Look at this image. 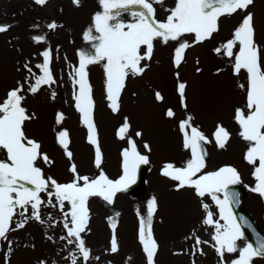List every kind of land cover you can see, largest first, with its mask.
Segmentation results:
<instances>
[{
  "label": "snow or ice",
  "instance_id": "snow-or-ice-1",
  "mask_svg": "<svg viewBox=\"0 0 264 264\" xmlns=\"http://www.w3.org/2000/svg\"><path fill=\"white\" fill-rule=\"evenodd\" d=\"M71 2L75 7L82 4V0ZM98 2L102 11L94 14L92 27L83 35L85 42L90 44V50L77 52L78 62L72 66L69 79L73 85L74 108L87 129V143L94 148V167L99 170V174L90 177L78 172L73 153L69 150V133L65 129L58 132L57 143L71 162L69 171L73 178L70 182L60 183L52 176H46L40 165L52 167L54 161L42 151L39 141L26 134V122L36 117L34 113L29 114L28 109L23 106L27 98L25 93L36 95L42 88L52 89L53 85L58 84L53 70L51 48L42 51L40 55L43 62L34 65L39 70V75L33 71V66H29L28 62L24 63L22 68L28 75L22 82L17 81V86L0 100V153L4 156L0 159V243L7 244L4 264H10L13 251L14 241L9 238V234L24 229L30 221L49 229L62 227L64 234L58 240L75 249L64 257L70 264H89L90 259L99 261L100 257H92L91 249L86 245L85 237L91 231L89 201L100 198L107 206H112L118 193L126 192L136 183L141 166L151 163L150 156L141 153L137 144V139L142 138L143 133L136 131L135 139L130 136L131 123L125 116L117 132L118 139L127 144L121 152L122 174L113 180L103 171L89 66L103 67L107 106L113 114H117L121 111V96L129 78L143 77L151 67L156 42L165 46L174 42L172 65L179 70L187 62L188 49L211 40L220 31L221 17L230 18L234 14H240L242 19L233 30L232 38L213 51L231 61L234 76L239 77L242 71L246 73L247 86L238 85L245 90L246 103L244 107L235 109L233 120L239 126V137L249 145L245 161L254 167L256 183L249 187V191L264 200V48L256 40L254 13L250 11L255 0H175L172 8H166L164 0ZM33 3L45 7L49 0H33ZM154 5H159L168 13L164 20L156 19L157 8ZM122 13L129 14L131 22H125L121 18ZM11 27L12 25H0V34L8 32ZM62 27L56 21L47 25L52 32ZM187 36H191L192 40L186 39ZM32 39L36 44L45 43V36L42 35ZM196 63H199L198 59ZM201 71V68H196L197 73ZM216 74H219V70ZM175 78L179 105L185 112L184 118L177 121V127L182 136L183 148L190 155L183 167L173 162H164L160 175L175 182L176 191L187 189L193 193L204 213L202 225L214 230L209 233L210 240H202L195 230L185 238L194 240L190 255H205L201 246L209 245L214 248L220 264H229L226 254H238L230 260V264H253L254 258L264 259V239L258 240L256 246L247 242L242 228L251 229V225L243 217L239 218L244 221L243 225L239 223L231 208L232 203L238 199V194L230 193L229 187L241 183L239 171L230 165L211 172L204 171L206 157L209 155L205 145L214 141L217 149L225 150L232 134L218 123L210 140L193 123L195 116L188 112V85L181 80L180 71L175 72ZM56 95L53 89L50 99L55 100ZM154 99L164 102L165 97L160 91H155ZM164 114L170 120L177 118L172 108H168ZM63 120V113H57V124ZM143 148L145 153L152 152L151 145L146 141L143 142ZM220 194H223V199ZM206 197L218 209V219L214 218L215 213L210 210L211 205L205 200ZM157 208V199L153 197L148 202L146 218L141 217L139 221L138 239L146 264H156L159 252V243L153 234ZM43 209L50 211L44 213ZM51 210L59 212L60 218L57 219ZM119 215V212L115 213L116 217ZM108 221L112 231L108 251L116 254L119 251L117 222L113 217H109ZM45 237L52 243H57L52 235L45 233ZM241 240L245 241L243 245L238 243ZM38 264H47V261L40 260ZM52 264H57V261L53 260ZM191 264H196L195 260Z\"/></svg>",
  "mask_w": 264,
  "mask_h": 264
},
{
  "label": "rangeland",
  "instance_id": "rangeland-1",
  "mask_svg": "<svg viewBox=\"0 0 264 264\" xmlns=\"http://www.w3.org/2000/svg\"><path fill=\"white\" fill-rule=\"evenodd\" d=\"M174 4V0H164L166 8H172ZM154 6L157 8L156 19L164 20L168 13L159 5ZM98 11H102L98 0H82L80 7H75L71 0H49L45 7L35 5L33 0L0 1V25H12L8 32L0 34V100L17 86V81L22 82L28 75L22 68L24 63L28 62L39 75L34 65L43 62L40 53L46 48L53 50V70L58 84L53 85L52 89L42 88L36 95L25 93L27 98L23 106L36 117L26 122L27 136L39 141L42 151L54 161L52 167L40 166L44 168L46 176L50 175L60 183L70 182L73 178L69 171L71 162L57 143L58 132L65 129L69 133V150L73 153L78 172L90 177L99 174V170L94 167V148L87 143V129L74 108L73 85L69 79L72 66L78 62L77 52L90 50V44L85 42L83 35L92 27L93 16ZM250 11L254 13L256 40L264 48V0H255ZM121 18L125 22H131L132 19L127 13H122ZM241 19L240 14L230 18L221 17L220 31L211 40L188 49L187 62L179 70L172 65L174 42L167 46L156 42L151 67L143 77L129 78L121 96V111L117 114H113L107 106L103 67L89 66L103 171L113 180L122 174L121 152L127 144L118 139L117 132L125 116L131 123L130 136L135 139L136 131L143 133L142 138L137 139V144L141 153L148 154L151 160L149 165L142 166L140 187L135 193H118L112 206H107L100 198L89 201L91 231L85 237L86 245L91 249L92 257H100L99 261L90 259L89 264H146L138 239L139 221L141 217L146 218L147 205L153 197L158 202L153 221L154 238L159 243L156 264H191L192 260L196 264H220L214 248L209 245L201 246L205 255H190L194 240L185 238L195 230L202 240H210L209 233L214 230L202 225L204 213L193 193L187 189L176 191L175 182L160 175L164 162L183 167L190 155L183 148L182 136L177 127V121L184 118L185 112L179 105L176 93V71H180L181 80L188 85V112L195 116L193 123L210 140L218 123L232 134L225 150L217 149L214 141L207 144L209 159L204 171H215L225 165L234 166L239 171L241 183L238 185L246 192L244 210L264 232V200L249 191V187L256 183L254 167L245 161L249 145L239 137V126L233 120L235 109L244 107L246 103L245 90L238 87L239 84L247 86L246 73L242 71L239 77L234 76L231 61L213 51L232 38L233 30ZM52 21L63 27L55 32L50 31L47 25ZM40 35L45 36V43H34L32 38ZM185 38L192 40L191 36ZM197 67L202 71L197 73ZM18 68L21 70L17 71ZM53 89L57 93L55 100L50 99ZM155 91L162 93L164 102L154 99ZM168 108L176 112V120L165 116ZM57 113L64 115L60 124L56 122ZM145 141L151 145V153H145ZM3 158V153H0V159ZM205 200L210 203L214 218L218 219L215 204L207 197ZM48 211L50 209H43L44 213ZM51 211L57 219L60 218L59 212ZM116 212L120 214L118 217L115 216ZM109 217L117 222L119 251L116 254L108 251L112 235ZM45 233L57 239V243L47 240ZM63 234L61 226L49 229L30 221L24 229L9 234V238L14 241L10 264H38L40 260H46L47 264H52L53 260L57 264H70L64 257L75 249L58 240ZM244 242L238 241L241 245ZM6 251L7 244L0 243V264H4ZM235 255L238 254H226L229 264ZM253 264H264V259L254 258Z\"/></svg>",
  "mask_w": 264,
  "mask_h": 264
},
{
  "label": "water",
  "instance_id": "water-1",
  "mask_svg": "<svg viewBox=\"0 0 264 264\" xmlns=\"http://www.w3.org/2000/svg\"><path fill=\"white\" fill-rule=\"evenodd\" d=\"M138 188H139V184H138V181H136V183L133 184L132 186H130L128 190L130 192L134 193L138 190ZM229 192L230 193L235 192L238 194V199L232 203L231 207H232L233 211L235 212L238 221L242 225H243L244 221L239 219L241 217H243L248 222V224L251 225V229H249V228H243V229L252 237L253 245L256 246L257 241L262 239V238H260L259 234L256 232L255 228L253 227L254 225H253L251 219L244 213V211L242 209L244 193L236 187H234V188L229 187ZM253 229H254V231H253Z\"/></svg>",
  "mask_w": 264,
  "mask_h": 264
}]
</instances>
